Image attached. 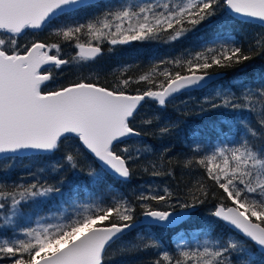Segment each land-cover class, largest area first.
Here are the masks:
<instances>
[{"label": "snow or ice", "instance_id": "1", "mask_svg": "<svg viewBox=\"0 0 264 264\" xmlns=\"http://www.w3.org/2000/svg\"><path fill=\"white\" fill-rule=\"evenodd\" d=\"M78 3L79 0H0V37H8L7 40L0 38V156L11 159L27 152H52L64 139L73 137L101 162L102 171L128 178V161L133 157L128 147L120 145L128 138L141 135L134 120L142 102L152 100L165 106L174 94L200 86L210 78L213 75L210 69L231 68L251 56L235 44H221L219 50L209 48L206 53H197L194 60H188L185 74L165 68L160 73L164 80L159 84L151 74L141 75L137 83L147 82L150 86L144 91L136 89V94H129L130 79L122 80L115 87L84 79L50 87L54 82L51 68L59 69L69 63L52 54L53 50L60 52V44L39 39L21 44L19 39L28 32L50 26L54 18L71 11ZM218 9L226 10L231 16L259 21L264 26V0H180L179 3L145 0L106 13L103 19L56 29V34L66 41L76 40L74 46L79 48L80 59L91 60L101 53L98 42L103 39L115 45L172 32L171 39L177 40L189 30L187 25L201 24L214 17ZM85 31L96 45L91 41L87 46L78 42ZM257 94L264 98V85L257 89ZM260 123L264 125V118ZM167 131L161 128V132ZM65 158L76 167L72 154H66ZM196 163L203 166L213 190L209 192L201 184L194 192L190 190L191 203L177 206L188 209L203 204L210 195L217 198L219 203L212 215L254 242L258 254L226 241L218 247L182 249L179 257L163 251L152 264H230L229 256L233 253L240 257L233 264H258V261L264 264V146L254 150L245 141L239 146L215 150ZM90 175L94 183L104 179L99 173ZM59 191L39 181L16 184L7 191L0 188V210L7 207L15 216L23 202ZM172 196L167 188L163 195L141 194L138 199L145 201L143 216L160 226L177 224L182 216L159 210L149 203L168 204ZM135 223L133 209L125 203L97 208L94 212L85 210L67 223H38L36 227L20 230L24 238L0 239V264H105L108 248Z\"/></svg>", "mask_w": 264, "mask_h": 264}, {"label": "trees", "instance_id": "2", "mask_svg": "<svg viewBox=\"0 0 264 264\" xmlns=\"http://www.w3.org/2000/svg\"><path fill=\"white\" fill-rule=\"evenodd\" d=\"M143 2L145 0L86 3L60 14L50 26L26 33L20 37L19 43L39 39L48 44H60V52L53 50L52 54L69 63L59 69L51 68L54 82L50 87L81 79L115 87L122 80L130 79L128 91L131 94H136V89L144 91L150 86L147 82L137 83L141 75L151 74L159 84L164 80L160 73L165 68L172 73L180 71L185 74L188 60H194L197 53H206L209 48L219 50L221 44L240 46L251 59L231 68L210 69V72H222L223 75L204 87L180 93L169 99L165 106L152 100L142 102L134 120L141 135L128 138L120 145L128 147L133 157L128 161V178L102 171L103 166L97 158L73 137L64 139L52 152L17 154L11 159L0 157V188L7 191L16 184L39 181L44 186L60 189L23 202L15 216L7 207L0 210V239L18 237L22 234L21 229L50 220H54V224L67 223L84 214L85 210L94 212L116 203L132 207L136 221L141 220L145 201L138 197L149 193L163 195L165 188L173 193L168 204L149 203L159 210H180L178 203L192 202L190 190L194 192L201 184L207 186L209 192L213 190L203 166L196 163L198 159L221 147L228 149L245 141L250 147L254 146V150L264 146V125L260 123L264 118V98L257 94V89L264 85V26L259 22L231 16L226 10L218 9L214 17L201 24L187 25L189 30L177 40L171 39L172 32L115 45L105 39L98 43L102 53L91 60L80 59L79 48L74 46L76 40L66 41L62 35L56 34V29L87 24L103 19L106 13L115 12L120 7ZM0 38L8 39L6 36ZM89 41L97 44L86 31L80 34L79 43ZM178 60L180 64L176 63ZM233 103L237 106L233 107ZM145 120L152 123L146 124ZM161 128L168 131L161 132ZM253 132L256 135H252ZM66 154L74 156L76 167L66 160ZM154 171L162 174L153 175ZM92 172L103 175V181L94 183ZM219 195L217 190V197ZM218 203L219 200L210 195L203 204L188 208L189 215L174 225L138 224L112 243L105 255V264H152L163 251L179 257L182 249L218 247L226 241L258 254L253 242L212 215ZM7 220L11 223H6ZM180 234L187 236L188 243L180 242ZM238 259L236 253L229 256L230 264Z\"/></svg>", "mask_w": 264, "mask_h": 264}, {"label": "water", "instance_id": "3", "mask_svg": "<svg viewBox=\"0 0 264 264\" xmlns=\"http://www.w3.org/2000/svg\"><path fill=\"white\" fill-rule=\"evenodd\" d=\"M94 1H97V0H79V3H78V5L77 6H72V9L73 8H76V7H79V6H81V5H84V4H86V3H90V2H94ZM239 18H241V17H239ZM242 19H248V20H252V19H249V18H242ZM252 21H256V20H252ZM256 22H259V21H256ZM85 44V46H87V44L88 43H84ZM94 45H96V44H94ZM100 48H101V53H102V47L100 46V45H98ZM100 53V54H101ZM99 54V55H100ZM211 73H213V75H211L210 76V78H208V79H206L200 86H197V87H192V88H189V89H186V90H182V91H180V92H178V93H176V94H174V96L173 97H175V96H177V95H179L180 93H182V92H184V91H190V90H194V89H198V88H201V87H204V86H206L207 84H209V83H212L213 81H215L216 79H218V78H220L222 75H223V73L222 72H211ZM129 94H131V93H129ZM172 97V98H173ZM171 99V98H170ZM29 153H36V152H27V153H22V154H29ZM0 157H2V156H0ZM98 160V159H97ZM98 162L101 164V162L98 160ZM102 165V164H101ZM111 173V172H110ZM113 174V173H112ZM117 176V175H116ZM119 177V176H118ZM168 211H171V212H173V213H175V214H177V215H180V216H182L183 218L186 216V209H180V210H168ZM222 221V220H221ZM142 222H149V219L148 218H146V217H143L141 220H137L136 221V223H135V226H137L138 224H140V223H142ZM227 226H229L230 228H232L235 232H237L238 234H240L233 226H231V225H229L228 223H226V222H224ZM134 226V227H135ZM134 227H132V228H134ZM132 228H130V229H132ZM130 229H128V230H130ZM127 230V231H128ZM126 231V232H127ZM240 235H242V234H240ZM243 236V235H242ZM244 237V236H243ZM246 238V237H245ZM247 239V238H246ZM249 240V239H248ZM252 242V241H251ZM254 243V242H253ZM255 244V243H254ZM257 247V246H256ZM258 248V247H257Z\"/></svg>", "mask_w": 264, "mask_h": 264}, {"label": "rangeland", "instance_id": "4", "mask_svg": "<svg viewBox=\"0 0 264 264\" xmlns=\"http://www.w3.org/2000/svg\"><path fill=\"white\" fill-rule=\"evenodd\" d=\"M160 3H176V2H173V1H171V0H161V1H159ZM105 39H103V40H101V41H99L98 43L100 44L101 42H103ZM93 41V40H92ZM95 42V41H94ZM129 43V42H128ZM222 148V147H221ZM189 212H190V210L189 209H186V216L187 215H189ZM55 223V221L54 220H50V221H46V222H44L43 224H54ZM19 238H24L23 237V234H21L20 236H18ZM186 237L187 236H185V235H182V234H180L179 235V240H180V242L182 243V244H185V243H188V238L186 239ZM195 243L197 244V242H196V240H195Z\"/></svg>", "mask_w": 264, "mask_h": 264}]
</instances>
